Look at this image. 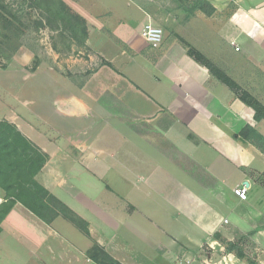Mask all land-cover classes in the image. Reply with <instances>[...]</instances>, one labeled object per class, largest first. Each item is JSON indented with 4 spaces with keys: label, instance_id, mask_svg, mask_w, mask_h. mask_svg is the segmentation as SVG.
<instances>
[{
    "label": "crops",
    "instance_id": "crops-1",
    "mask_svg": "<svg viewBox=\"0 0 264 264\" xmlns=\"http://www.w3.org/2000/svg\"><path fill=\"white\" fill-rule=\"evenodd\" d=\"M208 1L211 15L172 8L177 38L160 55L141 24L152 21L154 0H100L102 11L88 13L98 21L86 45L107 62L98 73L111 79L116 69L109 91L95 101L52 95L62 122L16 124L49 155L36 179L89 235L62 213L46 220L18 201L1 224L0 264H99L88 255L94 242L122 264H264V149L240 135L251 126L264 136V119L189 54L196 49L264 104V0ZM100 114L127 115L131 135L126 124L95 126ZM86 118L89 138L74 141L73 123ZM58 134L67 142L49 139ZM243 185L246 200L234 191Z\"/></svg>",
    "mask_w": 264,
    "mask_h": 264
},
{
    "label": "rangeland",
    "instance_id": "rangeland-1",
    "mask_svg": "<svg viewBox=\"0 0 264 264\" xmlns=\"http://www.w3.org/2000/svg\"><path fill=\"white\" fill-rule=\"evenodd\" d=\"M99 1L0 0V122L9 121L16 126V123L26 125L29 122L36 128L46 127L50 123L53 125L54 121H63L60 116L53 115L55 100L52 95H67L74 91L87 93L95 101L96 95L104 90L109 91L108 83L117 77L116 69L110 72L113 78H107V73L102 77L98 71L107 62L100 52L86 45L90 28L96 27L98 21H88L86 16L91 12L98 15L102 11L104 4ZM175 5L179 11L188 12L187 8L194 4L192 0H154L149 6L152 15L150 24L164 30L161 45L152 46L158 55L162 53L166 39L177 38L171 32L170 12ZM111 6L114 11L121 7L118 3ZM141 24L143 29L147 25L143 21ZM127 53L131 56L134 54L132 51ZM109 66L113 68L111 64ZM95 73L98 76L93 77ZM39 97L43 99L41 103ZM104 102L110 104L111 100ZM91 124L88 118L75 121L73 140L86 141L90 136L86 128ZM124 124L128 131L125 134L131 135L132 131L129 130L133 129V125L127 115L94 117L95 126L118 125L122 128ZM107 134L111 140L114 133L110 131ZM49 139L52 142H67L64 134ZM255 141L264 147L263 139L256 137ZM48 202L53 210L47 211L48 218L56 212L69 216V212L56 199L48 197ZM80 224L83 226L81 222L77 223L82 228Z\"/></svg>",
    "mask_w": 264,
    "mask_h": 264
},
{
    "label": "trees",
    "instance_id": "trees-1",
    "mask_svg": "<svg viewBox=\"0 0 264 264\" xmlns=\"http://www.w3.org/2000/svg\"><path fill=\"white\" fill-rule=\"evenodd\" d=\"M194 1L192 0V4L194 5H191L190 10L200 9L209 15L216 11L215 7L208 0ZM189 54L197 62L206 66L211 74L227 84L243 102L251 106L255 111V118L257 120L264 119L263 103L251 93L242 89L227 73L196 49L190 48ZM240 135L245 139L255 140L257 137L264 140V136L251 126L246 127ZM235 137H239V135H235ZM261 148L264 149L263 146ZM48 160L49 155L25 136L15 124L9 121L0 122V188L4 190L6 198V201L0 204V232L2 230L1 224L6 214L18 201L25 204L41 218L48 220L47 211H53L50 208L48 197H52L59 202V205L65 207L69 212L68 217L73 222L78 224L81 222L83 224V226L81 224L80 226L89 235L87 223L61 203L55 196L50 194L36 179L37 174L42 170ZM57 214L56 212L53 216ZM88 255L99 264H122L114 259L97 242H94L88 251Z\"/></svg>",
    "mask_w": 264,
    "mask_h": 264
},
{
    "label": "built area",
    "instance_id": "built-area-1",
    "mask_svg": "<svg viewBox=\"0 0 264 264\" xmlns=\"http://www.w3.org/2000/svg\"><path fill=\"white\" fill-rule=\"evenodd\" d=\"M143 36L145 39L154 47L161 45L164 38V30L161 27L155 26L153 24L147 25L143 30ZM234 43V42H233ZM235 193L240 197V199L246 200L248 198V187L243 185L235 188ZM175 264H191V259L182 258Z\"/></svg>",
    "mask_w": 264,
    "mask_h": 264
}]
</instances>
